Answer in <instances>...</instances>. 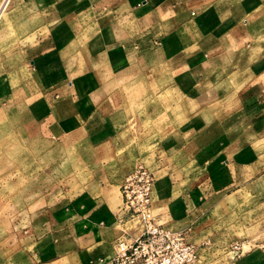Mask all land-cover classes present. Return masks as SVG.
I'll return each instance as SVG.
<instances>
[{"label":"crops","instance_id":"0c3cea01","mask_svg":"<svg viewBox=\"0 0 264 264\" xmlns=\"http://www.w3.org/2000/svg\"><path fill=\"white\" fill-rule=\"evenodd\" d=\"M25 1H12L11 18L0 22V118L22 128L23 112L7 107V98L18 92L11 93L7 85L23 89L40 84L47 114L40 116L37 105L28 110L45 123L49 136L79 131L91 142L105 144L127 117L130 103L146 99V92L137 89L169 83L189 92L194 102L150 165L157 220L189 229L193 242L196 224L215 210L216 199H240L238 191L246 187L254 197L261 195L264 0H85L92 3L86 15L93 16L99 30L63 32L61 36L80 41L88 36L91 44L76 50L64 46L57 58L50 53V19L43 13L44 23H39V5L50 2L31 0V15L24 20L17 10ZM10 44L9 55L4 48ZM39 46L47 54L25 68L24 60L36 56L33 50ZM122 202V194L86 190L50 211L46 197V210L37 207L30 213V227L45 231L30 239L25 264H103L100 258L112 259L118 240L139 236ZM40 213L46 218L39 219ZM235 255L229 264H264V240Z\"/></svg>","mask_w":264,"mask_h":264},{"label":"rangeland","instance_id":"374dc122","mask_svg":"<svg viewBox=\"0 0 264 264\" xmlns=\"http://www.w3.org/2000/svg\"><path fill=\"white\" fill-rule=\"evenodd\" d=\"M12 1L3 0L0 4V22L11 18ZM47 1L49 5H39V23H44V14L50 19L52 58L62 56L64 46L70 45L76 50L90 45L91 38L88 36L80 41L76 37L61 35L63 32L99 30L91 18L93 16L86 15L92 3L89 1L90 4L86 5L85 0ZM31 8V0H27L17 11L25 20L31 15ZM120 10L124 11L125 7ZM12 25L13 22L7 24L4 32ZM45 29L39 27V32H48ZM5 47L10 55L14 46ZM45 49V46L34 49L33 55H37L25 59L27 66L24 67H32L38 57L47 54L43 51ZM26 76L28 79L31 76L28 71ZM7 88L11 93L18 92L17 100L16 95L7 98V107L17 108L24 115L22 128H14V122L0 118V264L27 262L25 250L30 239L36 233L41 235L45 231L37 229V226L30 227V213L37 207L39 212L46 210V197L50 196L51 211L86 190L93 193L107 190L121 196L119 188L124 175L138 163L152 166L157 162L161 156V144L180 122L186 120L194 102L189 92H182L169 83H153L145 91L139 88V93L146 92L143 94L146 99L130 103L127 117L118 123L117 133L109 142L95 144L79 131L65 135L50 133V136L45 132V123L34 119L28 110L37 105L40 116L47 114L40 84L23 89L9 84ZM249 188L238 191L240 199L234 195L216 199L215 210L196 224L198 234L196 231L191 240L200 245L199 264H229L239 249L248 252L256 247L257 242L264 240V181L258 186L261 192L258 197H254ZM43 218H46V213L39 214V219ZM129 220L140 235L143 231L141 221L136 218Z\"/></svg>","mask_w":264,"mask_h":264},{"label":"built area","instance_id":"2783aa9c","mask_svg":"<svg viewBox=\"0 0 264 264\" xmlns=\"http://www.w3.org/2000/svg\"><path fill=\"white\" fill-rule=\"evenodd\" d=\"M154 170L138 163L121 181L122 211L129 219L141 221L142 233L132 239L117 242L118 252L103 264H196L200 251L189 240V229L177 230L159 222L153 210Z\"/></svg>","mask_w":264,"mask_h":264}]
</instances>
